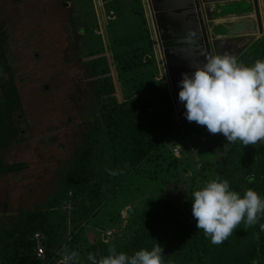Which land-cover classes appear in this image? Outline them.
I'll return each mask as SVG.
<instances>
[{
    "label": "trees",
    "instance_id": "1",
    "mask_svg": "<svg viewBox=\"0 0 264 264\" xmlns=\"http://www.w3.org/2000/svg\"><path fill=\"white\" fill-rule=\"evenodd\" d=\"M136 1H108L106 8L115 11L113 19L107 24V33L112 36L111 48L149 39L147 28L130 33L132 29L146 24L141 4L121 8ZM3 33L0 34V176L26 169L24 163L5 164L1 153L23 141L19 122L14 116L15 111L20 113L22 109L19 94L10 77V67L1 55L2 44L7 38ZM153 58L151 46L144 45L119 54V64L122 71L140 69L152 66ZM243 59L246 61L242 62ZM257 60H264V35L238 58L248 67ZM155 78L156 71H146L126 79L128 99L120 105L114 99L113 90L100 83L96 89L98 96L93 105V117H98L101 122L88 131L83 147L72 158L62 178L63 190L54 193L44 209L22 212L18 223L0 233V264H56L58 251L63 253L66 245L72 246V242L77 241L73 235L67 236L68 228L78 222L75 211H72L67 226L68 215L64 211L67 203L71 202L75 207L78 196L85 206L92 200L98 202V210L110 205L118 210L116 216H107L108 223L113 224L122 209L117 205L119 201L123 205L133 202L129 189V192L121 193L123 184L133 187V182L138 183L140 179L159 181L160 191L149 195L140 207H133L128 212L125 227L115 233L110 243L103 244L97 240L87 247V252L94 254L97 260L107 256L108 249L113 246L118 253L131 256L141 249L151 250L159 243L164 249V264H264V229L260 227L264 224V216L252 227H246L242 221L222 245L216 246L210 238H205L202 230L196 228L191 211L192 193L216 176L228 180L231 189L241 195L251 188L264 199V144L244 147L238 142L186 179L180 173V159L175 158L164 143L170 140L168 137L176 126L169 131L166 129L169 119H159L162 112L161 109L159 111L160 105H165L170 98L166 84H160ZM103 137H107L108 143L112 144L107 149L94 143ZM115 137L121 143L116 147L112 143ZM131 155L133 160L130 165H134L130 167L131 171L120 182L115 181L118 174H110L118 173L115 163ZM104 166L112 167L95 173ZM248 176H254L255 182L249 184ZM113 180L117 184L110 192L112 199L109 201L106 197L103 200L101 192ZM144 180L140 181L144 184ZM97 211L92 216H97ZM36 232L43 235L44 260L37 259L34 254L33 235Z\"/></svg>",
    "mask_w": 264,
    "mask_h": 264
},
{
    "label": "rangeland",
    "instance_id": "2",
    "mask_svg": "<svg viewBox=\"0 0 264 264\" xmlns=\"http://www.w3.org/2000/svg\"><path fill=\"white\" fill-rule=\"evenodd\" d=\"M12 1L0 0V6L12 8L3 15L7 24L0 14V28L4 29L9 37L5 43V51L14 68L16 79L21 81V83L17 81V87L22 102L21 112L25 115L26 122L21 123L23 125L21 129L24 130L21 134L23 141L1 153L5 164L24 163L26 169L0 176V233L18 223L22 212L36 208L44 209L54 193L63 190L62 178L72 158L81 148L88 131L101 122L98 117H93V105L98 96L96 83L112 89L114 99L120 105L128 99L126 79L146 71L151 73L156 71L155 80L160 84L163 82L166 84L170 98L166 100L165 105H160L159 111L161 109L162 112L159 119H169L166 128L169 131L176 126L168 137L170 140L167 139L164 143L173 156L180 159V173L184 174L186 179L195 175L205 163L221 157L238 143L229 144L222 134H210L205 126L188 122L184 113L177 116L180 101L176 100L171 89L163 48L149 4L146 7L148 18L145 17L143 9L146 24L132 29L130 33L148 29L151 20L154 34L150 35L148 32L149 39L145 42L111 48L112 36L107 33V24L113 19L115 12L113 8H105L106 16L98 12L96 18L91 9L94 4L90 3V0H33V5L30 0H25L27 5L22 9L14 7L24 0L15 5ZM61 2L66 5L60 6ZM138 4L142 6L141 0L134 2L133 6ZM74 15L79 17L73 21L71 17ZM45 16L47 19L43 18ZM40 17L43 18L40 20L42 25L39 23ZM89 18L92 21L88 20ZM69 27L72 31L76 29L77 32L76 34L71 32L73 35L71 39L65 34ZM97 32L101 36L94 39ZM263 35L264 33L261 37ZM144 45H150L152 48L153 65L122 71L119 54ZM217 45L220 49L219 54L222 52L221 55H224L230 54V51L237 49L241 43L219 41ZM34 53H37V56H34ZM199 57L200 52L197 58ZM189 59L193 61V58ZM44 85L47 89H44ZM102 139L106 141L107 137ZM113 141L114 147L118 143L121 144L117 137ZM107 145L110 144L107 142ZM174 149H177V155H174ZM132 156L115 163L117 165L114 166L118 167L115 181L120 182L131 171L130 167L134 166L130 165ZM100 171L97 169L95 173ZM121 172L122 174H119ZM140 180L138 183L134 181L133 187L123 184L121 193H127L129 189L133 202L131 205H123V202L119 201L117 205L122 209L118 217L113 218L115 219L113 224L108 223L107 216L108 218L116 216L118 210L111 208L110 205V208L98 210L99 205L95 200L85 206L80 203L77 196L75 207L68 202L65 210L62 208L68 215L67 226L72 211H75L78 218L75 226L68 228L67 232L68 237L73 235L77 241L72 242V246L66 245L65 249L78 253L79 264H91L87 247L97 240L103 244L110 243L115 233L125 227L128 212L133 207H140L145 198L157 194L161 189L159 181L144 180L143 184ZM113 181L101 192L105 200L106 197L109 201L112 199L110 192L117 184ZM94 211H97V216H92Z\"/></svg>",
    "mask_w": 264,
    "mask_h": 264
},
{
    "label": "clouds",
    "instance_id": "3",
    "mask_svg": "<svg viewBox=\"0 0 264 264\" xmlns=\"http://www.w3.org/2000/svg\"><path fill=\"white\" fill-rule=\"evenodd\" d=\"M181 76L178 98L188 122L205 126L210 134H222L229 144H264V60L248 67L233 55H215ZM246 179L249 184L255 182L254 176ZM192 196L196 228L216 246L222 245L242 221L252 227L264 216V199L256 191L249 188L241 195L219 176L205 182ZM260 227L264 229V224ZM108 253L99 260L89 253L88 259L92 264H164V249L159 243L131 256L118 253L114 246ZM60 264H79L78 253L65 250Z\"/></svg>",
    "mask_w": 264,
    "mask_h": 264
},
{
    "label": "water",
    "instance_id": "4",
    "mask_svg": "<svg viewBox=\"0 0 264 264\" xmlns=\"http://www.w3.org/2000/svg\"><path fill=\"white\" fill-rule=\"evenodd\" d=\"M252 1L256 7V21L244 17L233 23L236 19L231 18L225 6L234 5L235 0H147L176 100H179L178 83L182 79L181 74L191 73L195 66H202L210 56L221 55L217 42L241 43L237 49L230 51V55L234 53L233 56L238 58L264 33L257 0ZM234 25L236 29H242L234 32ZM199 52L200 57L197 58ZM189 58H193L194 63ZM189 63H193V67ZM178 105L177 116H181L186 109L181 102Z\"/></svg>",
    "mask_w": 264,
    "mask_h": 264
},
{
    "label": "crops",
    "instance_id": "5",
    "mask_svg": "<svg viewBox=\"0 0 264 264\" xmlns=\"http://www.w3.org/2000/svg\"><path fill=\"white\" fill-rule=\"evenodd\" d=\"M108 1L109 0H90V3L92 2V4H94V5H92V10L94 11V13H95V16H96V18L98 17V12H100V15H103V16H106L107 15V13L105 14L104 13V11H105V8H106V5H107V3H108ZM231 1H233V0H231ZM236 2L234 3V5L233 4H228V6H225V7H227V12H228V14H230V15H232V19L234 18V19H236L233 23H236V22H238V21H241L244 17H249V18H252L254 21H256V16H255V13H256V7L254 6V3H253V1L252 0H235ZM141 2H142V6H143V9H144V11H145V17H147L148 18V14H147V12H146V7H147V4H149L148 2H147V0H141ZM230 2V1H229ZM66 5V4H65ZM129 6H133V3H131V4H125V5H123L121 8H125V7H129ZM90 9V10H91ZM257 10L259 11V13H260V18H261V21H262V25L264 26V0H257ZM236 15V16H235ZM77 17H79V16H73V17H71V19L74 21V19L75 20H77L78 18ZM91 18V17H90ZM88 19V20H91V19ZM241 19V20H240ZM92 21V20H91ZM74 25H75V23H73ZM236 25V24H235ZM235 25H234V27L232 28V30L234 31V32H236L238 29H242V28H238V29H236V27H235ZM255 25H256V23H255ZM80 28V27H79ZM148 30H149V33H150V35H152V34H154V31H153V23H152V21L150 20V22H149V26H148ZM75 34L77 33L76 32V29H75V31H73ZM70 34V35H69ZM87 34V33H86ZM66 35H68V37L70 38L71 36L73 37V35L71 34V31L69 30V28L67 29V33H66ZM99 36H101V35H99L98 34V32L96 33V35H95V37H94V39H99ZM261 36H259L257 39H259ZM71 39V38H70ZM256 39V40H257ZM255 40V41H256ZM71 41V40H70ZM250 47V46H249ZM248 47V48H249ZM247 48V49H248ZM96 80H97V78H96ZM99 81V80H98ZM164 83V82H163ZM99 85H100V83H96L95 84V87H96V89L99 87ZM95 103V102H94ZM89 116V115H88ZM87 116V117H88ZM88 118H90V117H88ZM84 139H85V137H84ZM102 140H104V139H100V140H97V141H95L94 143L95 144H102L103 145V149H107V148H109L111 145H107V139H105L106 141H102ZM84 141V140H83ZM84 143V142H83ZM83 147V144H82V146H81V148ZM110 167H112V166H104L103 168H100L99 170H106V169H108V168H110ZM7 175V174H6ZM3 176H5V175H3ZM106 193H108V192H106ZM105 199V198H104Z\"/></svg>",
    "mask_w": 264,
    "mask_h": 264
},
{
    "label": "flooded vegetation",
    "instance_id": "6",
    "mask_svg": "<svg viewBox=\"0 0 264 264\" xmlns=\"http://www.w3.org/2000/svg\"><path fill=\"white\" fill-rule=\"evenodd\" d=\"M19 1H21V0H13L12 1V3L15 5V4H18L19 3ZM30 3L33 5V0H30ZM60 4V6H65V3L64 2H61V3H59ZM25 5H27L26 4V2H25V0L23 1V2H21V3H19L17 6H15L14 8L15 9H22ZM62 8H64V7H62ZM10 9H12L10 6H6V7H4L3 8V6L1 5L0 6V14H1V16H2V19H3V21H4V23L5 24H7V20H6V18H4L3 17V15H4V13H6L8 10H10ZM44 19H47V17L45 16V17H43ZM42 17H40L39 18V23H40V25H42V22H40V20H42L43 19ZM10 22V21H9ZM16 23V22H15ZM3 26V25H2ZM71 26V25H70ZM71 27H69V30L71 31V32H73L71 29H70ZM66 31H67V29H66ZM2 32H4L3 34H6V36H7V38H6V41H4V43L2 44V49H1V51H2V53L3 54H1V55H4V60H6V63H7V66H9L10 67V77H12V80H13V85L15 86V88H16V90H17V92H18V94H19V90H18V87H17V81H19L20 83H21V81H20V79H16V75H15V72H14V68L11 66V64H10V62H9V60H8V57H7V54H6V51H5V43L7 42V40L9 39V37H8V34H7V32L4 30V29H2V28H0V34L2 33ZM64 33H65V31H64ZM66 34V33H65ZM2 36L0 35V38H1ZM1 40V39H0ZM34 56H37V53H34ZM36 58V57H35ZM3 60V61H4ZM44 89H47V86L46 85H44ZM19 98H20V95H19ZM20 103H22L21 102V98H20ZM21 106H22V104H21ZM22 111V110H21ZM20 111V113L18 112V111H15L14 112V116L15 117H17V120H18V122H19V125H20V132H21V134L24 132V130H22L21 128L23 127V125H21V123L23 122V123H25L26 122V118H25V115H23L22 114V112Z\"/></svg>",
    "mask_w": 264,
    "mask_h": 264
},
{
    "label": "built area",
    "instance_id": "7",
    "mask_svg": "<svg viewBox=\"0 0 264 264\" xmlns=\"http://www.w3.org/2000/svg\"><path fill=\"white\" fill-rule=\"evenodd\" d=\"M174 155H177L178 154V151L177 149H174ZM33 240L35 242V251H34V254H35V257L37 259H40V260H44V251H45V248H44V244H43V235L39 232H36L34 233L33 235ZM58 256L56 257L55 259V263L56 264H60L62 258H63V253H61L60 251H58Z\"/></svg>",
    "mask_w": 264,
    "mask_h": 264
}]
</instances>
